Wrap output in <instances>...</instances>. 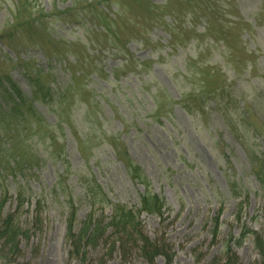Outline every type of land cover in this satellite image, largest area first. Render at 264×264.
Segmentation results:
<instances>
[{
	"label": "rangeland",
	"instance_id": "374dc122",
	"mask_svg": "<svg viewBox=\"0 0 264 264\" xmlns=\"http://www.w3.org/2000/svg\"><path fill=\"white\" fill-rule=\"evenodd\" d=\"M98 1L0 0V77L14 80L40 119L25 131L16 132L13 123L0 131V160L14 167L0 180L6 186L0 214L13 215L25 232L19 250L0 243V264H81L80 256H71L69 227L107 220L113 212L79 202L70 218L64 194L78 190L80 169L88 176L92 171L113 201L140 206L144 186L103 145L83 138L82 119L75 117V128L69 125L70 107L88 99L83 84L91 78L112 112L106 131L124 130L120 137L131 156L169 206L164 219L140 215L145 234L169 244L172 264H213L214 258L220 264L224 239L240 234L242 224L263 230L264 192L232 124L247 108L245 123L264 131V0H121L126 14L119 30L101 15ZM114 41L118 53L111 49ZM143 62L145 67L137 66ZM138 68L143 73L136 74ZM39 69L44 85L55 91L66 89L71 77L80 85L75 97L65 94L59 113L34 94L29 76ZM110 72L118 79H106ZM223 85L233 86L226 97L229 114L214 97ZM156 100L160 110L154 115ZM7 105L0 87V121L8 120ZM256 139L264 154L263 136ZM233 183L248 198L235 196ZM217 219L221 234L214 237ZM110 249V243L87 248L83 261L149 264L115 250L110 256ZM235 250L242 264L260 260L250 238ZM155 264L167 263L159 257Z\"/></svg>",
	"mask_w": 264,
	"mask_h": 264
},
{
	"label": "trees",
	"instance_id": "16d2710c",
	"mask_svg": "<svg viewBox=\"0 0 264 264\" xmlns=\"http://www.w3.org/2000/svg\"><path fill=\"white\" fill-rule=\"evenodd\" d=\"M94 6L96 7L95 4ZM113 7H115V10H112ZM97 8L105 19L116 23L117 29L119 30L121 18L126 14L124 12L126 5L121 2V0H99ZM88 16L94 18L89 13H87L85 17ZM96 19L100 20V17ZM112 45V51L118 53L119 50H115L119 46L117 41H114ZM129 60L130 59L126 62V66L130 65ZM139 65L145 67L147 63H138L137 66ZM138 70L139 72L136 74L143 73L142 69L138 68ZM42 75L41 69H39L35 74L29 76L30 82L34 88V94L45 104L54 107L55 111L59 113L64 99L67 98L65 94L72 92L75 97V88L79 89L80 85L71 77L70 83L66 86V89L55 91L49 83H47L46 86L44 85L41 79ZM83 77L84 76H80V78ZM109 77L116 80L118 79L113 72L108 73L106 79H109ZM93 83L96 84L95 80L91 78L88 82L86 81L83 84V89L89 93L88 99H84L82 103L76 104L75 107L71 105L70 114L68 116L69 125L75 128V117L82 119L83 138L94 139L99 145H103L105 149H102L111 154L113 160L121 163L125 167L129 178L136 183L142 184L145 190L140 196V206L138 208H128V206L111 199L109 194L96 181L92 171H90V176H88L83 169L75 173L77 176L76 182L78 190L70 189L66 195L64 194L63 199L66 204L67 213L70 214V218L74 219L77 215L76 213L79 211V202L86 204L88 209L92 211L97 209H112L113 215L108 218L109 220H96L90 218L79 228L70 226L68 237L71 242H73V240L75 241V245H73L74 253L72 251L71 256H80L82 261L81 264H85L83 260H86L87 248H97L102 244L110 243V256H112L115 251L119 253L121 257H125L126 260H129L133 254L139 255L149 264H155L157 258L163 257L167 264H172L175 257L174 251L165 241L152 239L146 235L143 222L140 218L142 213L155 215L162 219L167 218V216H165L169 211L167 201L163 196L152 190L150 178L142 166L131 156L125 141L120 137L124 130H122L123 132H117V135L108 134L106 131V121L111 120L109 115L112 114V112L102 99L103 96L97 94L95 85H92ZM0 87L3 89V93L8 101L7 108L5 109L8 120L7 122L3 120L0 121V131L3 132V128L10 126V123L14 124L16 132L25 131L28 126L31 128L33 125L35 126L40 120L35 119L38 114L36 108L32 101L23 94L14 80L10 76L2 75L0 77ZM232 89V85H223L214 94V97H219L220 102L218 103V108L225 114H229L231 111L228 106L229 101L226 100V97L228 94H233ZM262 89L264 92V87ZM111 94L114 95L113 90ZM154 95L157 97V92ZM179 102L181 101L179 100ZM241 108L244 109L245 105H242ZM159 110L160 105L156 100L155 108H153L152 113L156 115ZM249 116L250 111L246 108L244 112L240 114L239 122H241L242 127L240 128L238 121L234 122L232 126L236 134L241 133L238 135V138H240L239 140H241L248 149L252 173L258 181L260 189L264 192V154H260V152H263L260 149L261 145L259 141L256 139L258 134H261L264 139V131L258 133L255 127L245 123ZM57 123L58 125L62 124L61 121H57ZM61 128L64 129L62 126ZM5 134L2 136H5ZM65 160L66 158L64 156L61 160L62 162L60 161L62 165H65L63 162ZM18 162L19 161H14L15 164ZM9 164L8 166L0 160V180L4 174H11L13 172L12 168L14 167L10 162ZM66 164H68V161ZM66 171L67 170L63 167L61 173L64 174ZM2 185L0 184V190H6V186L4 184ZM232 188L234 189L233 191L235 193L233 192V194L235 196H246V198H248V193L243 195L242 192H236L238 190V185L236 183H233ZM1 209L2 206H0V210ZM262 211L263 213H261V216L264 220V207ZM220 228L221 222L217 219L211 230L214 237H218L221 234ZM241 228L242 232L240 231V234H230L228 238L224 239L222 244L224 256L220 264H242L239 261L235 248L242 247L248 238L253 240L255 250L260 259L256 264H264V221L262 232L254 230L245 224H242ZM23 234H25V232L22 231L21 227L16 223L13 215L10 214L3 217L0 214V243L4 242L10 245L13 251L19 250L20 237ZM213 264H218L217 258H214Z\"/></svg>",
	"mask_w": 264,
	"mask_h": 264
}]
</instances>
